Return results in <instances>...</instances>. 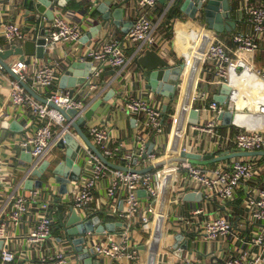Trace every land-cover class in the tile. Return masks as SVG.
I'll return each mask as SVG.
<instances>
[{"label":"built area","instance_id":"built-area-1","mask_svg":"<svg viewBox=\"0 0 264 264\" xmlns=\"http://www.w3.org/2000/svg\"><path fill=\"white\" fill-rule=\"evenodd\" d=\"M201 1L206 3L208 0ZM167 2V9H169L173 0H167ZM157 4L158 0H136V7L141 8L143 12L133 18L130 28L123 37H118L112 31L113 28H109L105 36L94 41L90 48L80 54V60L91 62L94 69L86 81L78 86V92L75 89L74 91L55 89L50 91L46 102L39 101L27 93L20 81L29 83L33 89L45 91L55 81L57 64H50L43 60L37 63V60L33 59V61H26L25 57L23 60L10 64V69L19 78L8 79L10 102L15 108L27 105L39 120V125L32 133H27L22 138H13L11 141L30 152L33 160L27 170L28 174L32 173L42 161L49 160L55 145L61 140L65 143L64 137L67 134L75 137L71 132L72 122L82 118L98 100V94L94 95L93 92L100 87V76L104 71L113 69L120 72L130 62H135L145 45L155 48L160 39L154 33L155 25L151 12ZM50 6H52L54 17L46 34L42 37L45 40L44 49L53 47L57 43H79L83 37L82 27L92 20L78 23L74 16L68 17L65 12L61 11L55 1H51ZM240 6H242L240 10L246 12L248 27H251L255 33L262 34L264 32V6ZM3 34L5 45L0 46V52L6 47L17 45L26 38V34L20 27L11 22L3 24ZM232 39L241 50L249 53L254 52L258 47L255 38L249 33H236ZM127 42L137 44L131 56L126 55ZM203 54L210 62L214 76L221 79L226 78L231 57L225 44L215 41L204 45ZM0 70H3L1 65ZM254 74L264 82V69L256 68ZM181 90L184 91L183 85ZM184 95L182 99L185 100ZM189 95L190 97L184 102L195 100L199 95L198 88L192 86ZM118 98L127 119H134V127L137 131L130 142L122 140L114 144L112 125L102 124V122L89 126V121H86L84 126L100 152L110 162L125 166L128 170L106 165L97 154L82 143L84 173L77 181L68 185L67 193L60 195L62 200L64 197L65 200L70 201L71 207L80 218L85 219L91 217L85 214V208L96 202L95 192L103 186L106 201L109 200V208L107 205L104 211L106 214L119 216L124 226L114 232L104 230L102 237L96 242L90 239L95 235L88 233L85 247L90 248L98 258L107 259L112 264H123V261L139 262V250L131 242L132 227L138 224L143 230H149L157 217L162 218L166 207L172 202L169 196L166 198V193L173 190L176 193L175 201H179L187 190L201 193L202 198L207 201L232 200L237 195V188L241 184L251 182L255 176H260L264 171L263 164L241 158H234L230 164H220L214 168L178 161L175 165L165 163L145 172L132 171L130 169L140 170L152 167L169 158H165L168 147L160 137L182 136L185 129L174 128L164 120V103L156 94L149 98L142 93L134 95L127 91H120ZM49 102L56 107L50 106ZM209 108L213 112L212 119L206 125L198 127L200 131L210 133L212 137L219 140L218 143L224 146L231 141L238 149L264 151V135L259 132L243 129L232 138L220 135L215 128L219 125L218 116L224 109L216 101H212ZM62 110L65 112L73 110L75 114L68 120ZM187 150L188 147L185 146L180 148L179 152H187ZM174 181L179 182L181 189L175 188ZM7 185L5 170L0 162V189H6ZM245 185L248 186L247 190L253 193L250 197V211L252 224L258 227L257 232L250 239H246V242L250 247L261 246L262 251L259 254L251 253L248 249L232 252L223 264H264V187ZM45 192L42 193L40 189L33 188L26 193L13 190L5 195V200L0 206V242H2L0 264H18L16 262L15 230L17 226H22L24 223L29 224V227L21 234V244L25 251L23 258L26 259L23 264L28 262H33L32 264L75 263V252L68 254L67 249L58 247V240H51L53 202H57L55 196L59 193L57 191L54 195V192L51 194L49 192L45 194ZM97 204L100 209L104 208L99 201ZM192 212L202 214L203 206L194 205ZM200 227L208 240L217 239L219 236L232 232V222L220 215L205 220ZM196 260L197 262L195 260L186 262L200 264L199 260ZM153 264H157V260ZM209 264H219V262L213 258Z\"/></svg>","mask_w":264,"mask_h":264},{"label":"crops","instance_id":"crops-1","mask_svg":"<svg viewBox=\"0 0 264 264\" xmlns=\"http://www.w3.org/2000/svg\"><path fill=\"white\" fill-rule=\"evenodd\" d=\"M23 1L24 0H0V46L5 45L3 36L4 23H15L20 27L22 32L26 34L25 40L18 42L17 46H22L27 40L36 42V40L42 38L44 34H46L49 25L52 23L53 18L49 19L45 13L38 12L37 4H41L40 0H33L35 1V6L29 12H26L27 8L24 7ZM50 1H55L61 11L65 12L68 17L71 16L72 18V16H74L78 23H83L86 20H92V22L90 21L88 25L82 27L83 40L79 43H57L53 45V47L44 49V54L41 58L36 54L25 56L27 61L33 59L37 60V63H40L43 60L48 61L50 64L58 65L55 66V81L53 85L50 88H46L45 91L37 88L33 89L29 83H26L36 94L45 99L50 91L55 89L70 91H74L75 89V91L78 92V86L81 84L74 87L67 85L64 88L60 87L62 76L68 72L75 61H81L80 54L90 48L94 41L105 36L109 28H113L112 31H114L118 37H123L127 33L124 32L123 29L130 28L128 22H132L134 17L139 16L143 12L141 8L136 7V0H128L127 2H124V0H113L110 6L111 10L116 4L123 2L122 21H120L119 25H115L112 23V19H102V14L96 9L98 4L103 0H64L63 6L58 4L60 0ZM182 3L183 0H173L172 5L167 9V0H158V4L151 12V18L155 25L154 33L160 39L155 45V48L151 49L157 50L159 54L173 66H176L178 63H183L184 65L179 75L173 98H168L161 93L154 92L148 86L147 81L144 79V74L137 66L136 62H130L125 68L120 70V72H118V70L107 69L102 73L100 76V87L93 92L94 95L98 94L97 99H100L112 89L114 93L109 100L102 103V106L93 114L92 119H95V123L103 122L102 124L113 126L112 136L114 144L122 140L130 142L133 134H135L137 130L134 125L128 124V117L125 115L123 106L118 98L119 92L127 91L134 95L142 93L149 98L156 94L158 98L162 100V103H164V120L174 128L185 129L184 135L177 136L179 137L178 146H180V148L187 146V152L200 154L213 153V156H218L224 152L232 153L235 149H238L233 142L230 141L227 146H224L222 143H218L219 140L217 138L212 137L210 133L206 131H200L198 127L206 125L212 119L213 112L209 108V104L212 101L218 103V101L215 100V96L220 93L222 85L228 84L231 87V97H229V101L233 104L232 121L231 124H226L224 123V118H219L218 116L219 125L215 130L220 135L230 138L243 129H248L252 132L256 131L264 135V82L254 74L256 68L264 69V32L262 34H257L251 27H248L246 12L245 10H240L242 7L240 5L264 6V0H230L233 6V17L236 20V27L232 32L222 33H215L208 29L200 11L196 13L193 19L190 18L188 14L180 10ZM51 7L52 6H49L47 9H51ZM97 24H101L100 29L91 37H86L91 28ZM240 32L249 33L255 38L258 47L254 52L249 53L241 50L233 41V35ZM215 41L223 42L231 57V63L227 68L226 78L222 79L214 76V70L203 54L204 45H208ZM135 46L137 47L136 43L127 42V56H131V52L135 49ZM7 48L10 47H6L5 49ZM145 48L150 47L145 45L143 50H145ZM18 60L19 58L17 56H10L7 61L13 64ZM74 71V76L77 77L85 72L86 69L84 67L75 68ZM69 76H72V73L69 74ZM87 77L88 76H86V78ZM10 78H13V76L4 70H0V162L5 170V180L8 184L6 189H0V206L5 200V195L13 190L26 193L33 188H37L40 189L42 193L47 190L45 194L47 192H49V194L54 192V195L58 191V187L52 184V178H46V175L49 173H47V170L40 178L43 180L42 187L39 188L35 185L38 177L32 173H27L32 161L27 162L21 158V155L18 154L14 148L15 144L11 142L13 138H22L25 134L32 133L39 125V120L29 110L27 105L17 108L13 107L10 102V88L8 84V79ZM182 85L184 86L185 95L184 91L182 92L181 90ZM192 86L198 88L199 95L195 100L184 102L189 98L188 90L191 89ZM183 95L185 100L182 99ZM228 105L229 104L221 105L224 111L228 110ZM192 109L196 110L198 113L196 116L197 122L195 123L190 121L192 118L190 116ZM4 121L9 122L10 125L12 122H16L21 128L18 127V130H13L10 125L9 127H5L2 125ZM83 130L94 144L85 126H83ZM71 132L75 135L74 138H76L80 144L81 150L76 159V162L80 165V176L84 173V161L82 158V143L84 142L73 127L71 128ZM177 137L176 135H165L160 137L162 142L166 143L168 147L165 158L173 155L174 148L177 144ZM65 151L66 147L60 148L55 145L48 160L50 162V170L51 167H55L64 159ZM236 158L264 165V156L260 154L242 155ZM233 159L234 158L231 157L202 166L214 168L220 164H230ZM28 181H30V183L27 186ZM105 184L107 185V180ZM174 184L175 188L181 189L179 182L174 181ZM245 184L264 187V171L260 176H255L251 182L241 184L237 188V195L232 200L207 201L204 198L200 201L196 198L185 200V194L195 192L193 190H187V192L183 193L179 201H175L176 193H174L173 190H171L170 193H166V198L169 196L172 202L166 207L164 216L162 218L157 217L152 222V226L149 230H143L138 224L132 227L131 242L135 248L139 250V262L123 261V264H153L156 263V260L157 264H166L169 262L192 264L186 261L193 262V260H195V262H197L196 259L199 260L200 264H209L210 260L213 258L214 260L216 259L219 264H223L224 260L232 252L248 249L251 253L259 254L262 251L261 246L250 247L246 242V239H250V237L257 232L258 227L252 224L253 219L250 211V197L253 193L247 190L248 186ZM104 190L102 186L95 192L96 202L86 207L84 211L88 216L91 215L87 220L99 217V222L114 223L115 226L113 231L106 230L108 232H114L122 228L124 222L116 214H106L104 211L107 205V208H109V200L106 201ZM59 196L60 195L56 194L55 197ZM98 201L104 205V208H99L97 204ZM54 202L51 240H58V247L67 249L66 253H74L75 251L70 243L65 242V240L63 241L62 230L56 227L58 222L57 216L59 214L64 222L69 218L71 203L69 200H65L64 197L63 200ZM197 204L203 206L204 212L202 214H195L192 212V207ZM216 215L225 216L232 222V232L219 236L217 239L208 240L201 232L200 225L205 220H209ZM97 226L98 224H96L95 227ZM28 227L29 224L24 223L22 226H17L15 230L17 244L16 262L18 264H23L26 260L23 258L25 251L23 250V244H21V234L26 232ZM180 232L185 234V238L187 235L190 242L189 250L183 252V257H181L183 259L173 254L180 248V246H178L179 241L177 247H174L175 236ZM94 237L95 239H93V241L96 242L102 237V233L95 234ZM1 246L2 242H0V247ZM192 250L193 253L190 252ZM75 253L74 264H85L84 260L80 259L79 255ZM201 253H203L202 258L199 257ZM32 263L33 262H28L27 264ZM89 264L112 263L107 259H101L94 255L92 263Z\"/></svg>","mask_w":264,"mask_h":264},{"label":"water","instance_id":"water-1","mask_svg":"<svg viewBox=\"0 0 264 264\" xmlns=\"http://www.w3.org/2000/svg\"><path fill=\"white\" fill-rule=\"evenodd\" d=\"M128 0H124L127 2ZM41 4H37V10L39 13H45V15L52 19L54 14L51 9H47L50 6V0H40ZM35 1L33 0H24L23 5L27 8L26 12H29L35 6ZM113 0H103L98 4L96 7L97 11L102 14V19H112V23L115 25H119L120 21H122V14H123V7L122 3L116 4L115 7L110 9ZM59 5H64V0H60L58 2ZM180 10L184 11L185 14H188L190 18H194L197 12H201L203 15L204 23L206 27L215 33H222V32H232L235 30L236 27V20L233 17V6L230 3V0H208L205 4L201 0H183V3L180 7ZM131 26L132 22H128ZM101 24L94 25L91 30L87 33L86 37H91L97 30H99ZM128 28H124L123 31L127 32ZM86 39V38H85ZM83 40V37L82 39ZM45 40L44 38H39L34 41L27 40L23 43L22 46L14 45L10 48L5 49L4 51L0 52V65L2 69L8 72L13 78L19 79L16 74L12 72L10 69V63L7 61L10 56H17L19 60H23L27 55L36 54L38 57H43L44 54V45ZM27 61V60H26ZM137 66L142 70L144 74V79L147 81L148 86L157 93H161L168 98H173L174 92L176 90V84L178 83L179 75L183 68V63H178L176 66H173L166 60L159 52L155 49L145 48L143 52L135 59ZM85 68L86 71L83 72L81 75L77 77L74 76V69L76 68ZM93 66L90 62H81L75 61L71 67L69 68L68 72L62 76L60 87L64 88L67 86L74 87L77 85L82 84L86 81V76L89 75L93 71ZM72 73V76L69 74ZM21 84L24 86L26 91L32 95L34 98L46 102L45 98H42L36 92H34L25 82L20 81ZM231 87L228 84L222 85L221 91L218 95L215 96V100L218 101L220 105L229 104L228 110L223 111L219 118H224V123L231 124L232 117H233V104L229 101V97H231ZM114 90H110L108 94H106L103 98L98 99L93 105L87 110L84 116L77 121L72 122V127L78 134V136L82 139V141L95 153L97 154L101 160L108 166L112 168H118L122 170H128L127 167L115 164L110 162L101 152L100 150L91 142L88 135L84 132L83 126L86 121H90L92 119L93 114L102 106L104 101L109 100V98L113 95ZM49 105L52 107H56L53 103L49 102ZM166 107V106H165ZM164 107V108H165ZM65 117L69 120L71 116L75 114V111L69 110L65 112ZM198 115L197 111L192 109L190 116L191 122H197L196 116ZM128 124L134 125V119H129ZM3 126L9 127V122L4 121L2 123ZM17 127H16V126ZM10 127L13 130H18L21 126L17 125L16 122H12ZM19 127V128H18ZM177 137V136H176ZM65 143L63 140L57 143V146L60 148L66 147L65 157L64 159L57 164L55 167H51L50 170V162L48 160H44L41 164L33 170L32 174L37 176L36 179V186L41 188L43 185V180H41L42 174H45L47 170L46 178L51 179L53 184L58 187L59 195L65 194L68 191V185L73 182L77 181L79 178L80 173V165L76 162V159L80 152V144L74 136L71 134H67L64 137ZM179 137L176 138V146L173 151V155L165 160L154 164L152 167H148L146 169H130L132 171L137 172H145L150 170L151 168L159 167L165 163H170L175 165L178 161H187L193 164L198 165H207L215 162H219L225 159H229L231 157L236 158L238 156H248V155H263V150H256V151H245L242 149H235L232 153L224 152L218 156H213V153H192V152H179ZM151 147V144L149 145ZM16 152L21 155V158L26 160L27 162L32 161V156L29 151L23 149L19 144H15L14 146ZM30 181L27 182V186ZM196 198L198 201L202 199L201 193L189 192L185 194V200H192ZM55 200L57 202L62 200V196L56 197ZM57 229H61L63 232V241L70 243L73 247V250L79 255L80 259L84 260L85 264L92 263V258L94 256L92 250L90 248L85 247V244L88 240V233L93 235L102 233L104 230L113 231L114 230V223H104L99 222V217L89 219H81L80 216L77 214L75 210L70 206V215L69 218L64 222L63 218L60 214L57 216ZM96 224H98L97 227ZM183 231V230H182ZM179 241V245H178ZM182 241V242H181ZM181 242V243H180ZM180 246L179 250L175 251V254L178 258L183 257V252L189 250L190 242L189 238L183 232L178 233L175 236V244L174 247L176 248ZM193 253V250L190 251ZM183 259V258H181ZM185 260V259H184ZM102 262V261H101ZM166 264H181L178 262H169Z\"/></svg>","mask_w":264,"mask_h":264},{"label":"rangeland","instance_id":"rangeland-1","mask_svg":"<svg viewBox=\"0 0 264 264\" xmlns=\"http://www.w3.org/2000/svg\"><path fill=\"white\" fill-rule=\"evenodd\" d=\"M88 123H89V124H88L89 126L92 125V124H94V123H95V119L90 120ZM90 239H92L91 241H93V239H95V237H92V238H90ZM93 242H94V241H93ZM202 256H203V253H201V254L199 255L200 258H202Z\"/></svg>","mask_w":264,"mask_h":264},{"label":"bare ground","instance_id":"bare-ground-1","mask_svg":"<svg viewBox=\"0 0 264 264\" xmlns=\"http://www.w3.org/2000/svg\"><path fill=\"white\" fill-rule=\"evenodd\" d=\"M188 91L190 92V89ZM188 97H190V95H188Z\"/></svg>","mask_w":264,"mask_h":264}]
</instances>
